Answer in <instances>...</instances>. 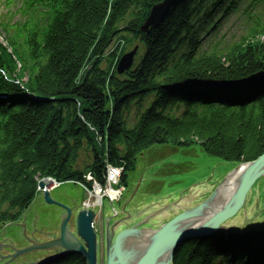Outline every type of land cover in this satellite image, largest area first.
<instances>
[{
  "label": "trees",
  "instance_id": "trees-1",
  "mask_svg": "<svg viewBox=\"0 0 264 264\" xmlns=\"http://www.w3.org/2000/svg\"><path fill=\"white\" fill-rule=\"evenodd\" d=\"M160 1L51 0L47 23L17 31L18 62L2 50L0 228L31 204L38 178L63 183L89 172L103 182L106 161L123 166L126 184L136 157L152 146H198L233 167L264 153V82L248 86L249 96L225 92L207 102L211 93L194 97L193 87L181 96L164 88L243 81L264 72V19L238 42L198 52L200 35L213 24L209 10L236 0H180L156 28L140 33ZM118 39L138 41L144 50L123 75L115 71L116 51L109 52ZM230 240L229 234L186 240L172 264H246ZM48 264L86 262L73 254Z\"/></svg>",
  "mask_w": 264,
  "mask_h": 264
},
{
  "label": "water",
  "instance_id": "water-1",
  "mask_svg": "<svg viewBox=\"0 0 264 264\" xmlns=\"http://www.w3.org/2000/svg\"><path fill=\"white\" fill-rule=\"evenodd\" d=\"M176 1L162 0L153 6L140 31L147 33L150 27H157ZM135 52L136 48L119 59L116 67L118 74L131 68ZM243 164L232 169L215 191L200 204L185 206L184 199L172 205L130 212L123 210L117 220H112L110 216L105 221V264H172L177 247L187 239L204 235L248 233L250 220L230 224L225 222L243 209L252 184L256 179L264 177V153L255 161L244 164L247 165L246 172L238 174L235 183L225 187L221 200L217 198L218 189ZM253 170L256 172L251 175ZM39 186L42 187V184ZM41 199L45 204L63 211L58 235L48 241H30V245L23 249H13L10 261L33 252H51V257L31 264H44L73 254L81 255L86 264H98L97 236L92 228L95 212L78 209L74 200H71V205L61 204L46 192ZM202 211L203 217H199ZM75 215L76 233L71 231L69 225Z\"/></svg>",
  "mask_w": 264,
  "mask_h": 264
},
{
  "label": "rangeland",
  "instance_id": "rangeland-1",
  "mask_svg": "<svg viewBox=\"0 0 264 264\" xmlns=\"http://www.w3.org/2000/svg\"><path fill=\"white\" fill-rule=\"evenodd\" d=\"M3 13L4 8H2L0 0V14H2V19L6 20ZM244 20L242 6L234 16L223 22L217 34L207 37V42L217 47L233 42L241 35ZM2 41L3 35L0 33V42ZM205 46L206 44L203 48ZM129 50L130 48H128ZM142 56L143 51L141 50L136 56V63L140 61ZM150 99L152 100V97ZM166 149L171 148L166 146L155 147L142 156V159L137 163L136 169L128 176L125 200L122 204L116 203L114 205L118 213L111 214L110 204L106 199L104 200L103 221L107 220L110 215L112 220H117L123 210V212H130L147 207L154 208L172 205L184 199L185 205L200 204L215 191L233 168L232 164L205 154L198 146L172 150ZM64 190L69 194L77 191L76 187L67 183L63 184L59 190L53 192L52 197L60 200L61 197L58 196V192ZM80 196L82 195L80 194ZM253 210L257 212L256 216L260 217V220H254ZM62 212L56 206L45 204L39 197L23 215V222L32 227H27L23 231V235L20 234L14 240V244L10 241L1 242V262L10 261L9 256L14 254L13 249H23L30 245V241H48L51 240V237L57 236ZM75 217L76 215L71 218L69 224L71 231L74 233H76ZM249 220V228L264 222V178L259 180L249 190L243 209L232 219L226 221L225 224ZM96 229L102 239L103 230L99 221L96 223ZM102 248L103 244L100 247L101 264H103ZM52 255L53 253L51 252H33L10 261L9 264H31L42 260L43 257L47 258Z\"/></svg>",
  "mask_w": 264,
  "mask_h": 264
},
{
  "label": "bare ground",
  "instance_id": "bare-ground-1",
  "mask_svg": "<svg viewBox=\"0 0 264 264\" xmlns=\"http://www.w3.org/2000/svg\"><path fill=\"white\" fill-rule=\"evenodd\" d=\"M226 83H230V82H226ZM216 85H219V84L216 83ZM165 89L168 90V86L165 87ZM179 89L181 90V86L179 87ZM208 93L212 94V91L209 90ZM155 147H161V146H152L149 149H147L145 152H149V151H151L150 149H154ZM166 147L171 148V149H166V150L176 149V148H172L170 146H166ZM141 159H142L141 155L136 157L135 162H134V168L135 169H136L137 163ZM240 164H242V163H240ZM246 166L247 165L240 166V168H238L237 171H235L231 176L228 177L227 182L218 189V191H217L218 201L221 200V197L223 195L225 187L227 185L235 183V180H236V177L238 174L246 172ZM255 170L252 171L251 175L256 172ZM261 179H262V177L256 179V181H254V183L252 184V187L250 188V190ZM100 196H101L100 193H96L97 199L94 202L87 203V204L83 205V210L94 209L95 211H98L100 209L101 205L103 204V198H100ZM109 197L110 198H113V197L117 198V197H119V195L116 194V192H115V193H111V195H109ZM124 200H125V198L121 201L120 204H122V202ZM185 206H189V205H185ZM112 213H118L115 206L111 208V214ZM256 213L257 212L255 210H253V218H254V220L258 221V220H260V217H257ZM199 217H203V211L201 212V214H199ZM94 219H95V216H94ZM94 219H93V221H94ZM105 221L103 224V235H104V237H105ZM263 224H264V222H261L254 227L250 226L251 228H249L248 233H245V234H229L233 237L234 241L230 240L229 242L227 241V243H230L236 247V249L234 251V253H235L234 255H236L238 257H242L243 259H245L246 264H252V262L255 263L256 259L258 257H259V259L264 261V225ZM93 231H94V233L98 239V234L95 232L94 228H93ZM217 235H220V234L204 235V236L194 237V238H190V239L203 241L206 238H212V237L217 236ZM187 240H189V239H187ZM238 247L240 250L238 249Z\"/></svg>",
  "mask_w": 264,
  "mask_h": 264
},
{
  "label": "flooded vegetation",
  "instance_id": "flooded-vegetation-1",
  "mask_svg": "<svg viewBox=\"0 0 264 264\" xmlns=\"http://www.w3.org/2000/svg\"><path fill=\"white\" fill-rule=\"evenodd\" d=\"M22 219H24V218H22ZM22 220H20V221H18V223H20ZM13 228H6V229H2L3 231L0 233V241H2L3 242V240H5V239H7L6 237L8 236H3V232H5V231H7L9 234H11V230H12ZM18 230V229H17ZM11 242H13V244L15 243L14 241H11ZM0 264H4V262H0Z\"/></svg>",
  "mask_w": 264,
  "mask_h": 264
}]
</instances>
